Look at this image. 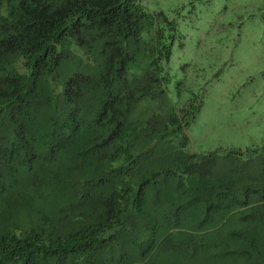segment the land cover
I'll use <instances>...</instances> for the list:
<instances>
[{
	"label": "trees",
	"instance_id": "1",
	"mask_svg": "<svg viewBox=\"0 0 264 264\" xmlns=\"http://www.w3.org/2000/svg\"><path fill=\"white\" fill-rule=\"evenodd\" d=\"M143 1L0 0V264H264V156L190 152L202 92Z\"/></svg>",
	"mask_w": 264,
	"mask_h": 264
},
{
	"label": "rangeland",
	"instance_id": "2",
	"mask_svg": "<svg viewBox=\"0 0 264 264\" xmlns=\"http://www.w3.org/2000/svg\"><path fill=\"white\" fill-rule=\"evenodd\" d=\"M178 19L176 80L202 92L190 152L222 173L231 156H264V0H144ZM258 152L254 153V150ZM239 153V154H240Z\"/></svg>",
	"mask_w": 264,
	"mask_h": 264
}]
</instances>
